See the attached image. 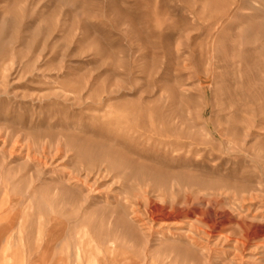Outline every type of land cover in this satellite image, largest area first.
Wrapping results in <instances>:
<instances>
[{
	"label": "rangeland",
	"instance_id": "374dc122",
	"mask_svg": "<svg viewBox=\"0 0 264 264\" xmlns=\"http://www.w3.org/2000/svg\"><path fill=\"white\" fill-rule=\"evenodd\" d=\"M0 264H264V0H0Z\"/></svg>",
	"mask_w": 264,
	"mask_h": 264
}]
</instances>
